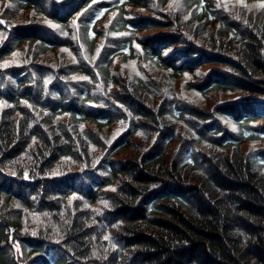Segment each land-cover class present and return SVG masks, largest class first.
Here are the masks:
<instances>
[{
    "label": "trees",
    "instance_id": "16d2710c",
    "mask_svg": "<svg viewBox=\"0 0 264 264\" xmlns=\"http://www.w3.org/2000/svg\"><path fill=\"white\" fill-rule=\"evenodd\" d=\"M0 264H264V0H0Z\"/></svg>",
    "mask_w": 264,
    "mask_h": 264
}]
</instances>
